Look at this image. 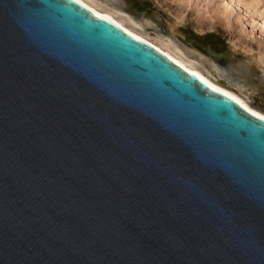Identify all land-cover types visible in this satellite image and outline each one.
Listing matches in <instances>:
<instances>
[{
  "label": "water",
  "instance_id": "obj_1",
  "mask_svg": "<svg viewBox=\"0 0 264 264\" xmlns=\"http://www.w3.org/2000/svg\"><path fill=\"white\" fill-rule=\"evenodd\" d=\"M0 264H264V119L77 0H0Z\"/></svg>",
  "mask_w": 264,
  "mask_h": 264
},
{
  "label": "rangeland",
  "instance_id": "obj_2",
  "mask_svg": "<svg viewBox=\"0 0 264 264\" xmlns=\"http://www.w3.org/2000/svg\"><path fill=\"white\" fill-rule=\"evenodd\" d=\"M95 1L126 17V25L132 19L128 27L151 41L176 45L187 61L264 113V0Z\"/></svg>",
  "mask_w": 264,
  "mask_h": 264
},
{
  "label": "bare ground",
  "instance_id": "obj_3",
  "mask_svg": "<svg viewBox=\"0 0 264 264\" xmlns=\"http://www.w3.org/2000/svg\"><path fill=\"white\" fill-rule=\"evenodd\" d=\"M79 3H81L82 5H84L86 8H88L89 10H91L93 13H95L96 15H99V16H101V17H104V18H106V19H109V20H111L113 23H115L116 25H118L120 28H122L124 31H126L127 33H129L130 35H132V36H134V37H136L137 39H139V40H141V41H143V42H145V43H147V44H149V45H151V46H153L154 48H156L157 50H159L160 52H162L163 54H165L168 58H170L171 60H173L175 63H177L179 66H181V67H183L184 69H186V70H188L189 72H192V73H195V74H197V75H199L203 80H205L211 87H213V88H215V89H217V90H220V91H222L223 93H225V94H227L228 96H230V97H232L233 99H235L236 101H238L244 108H246L248 111H250V112H252V113H255L257 116H259V117H262V116H264V113L263 112H261V111H258V110H256V109H254V108H252L249 104H248V102H246L240 95H238L237 93H235L234 91H232V90H230V89H228V88H226V87H224V86H222V85H220V84H218L216 81H214L211 77H209L208 75H206L205 73H203L201 70H199V68L197 67V65L195 64V62L194 61H192V62H194V63H192V62H190V60H188L187 61V59L186 58H184L183 56H181L180 54H178L177 52H176V50L175 49H178V48H176L177 46L175 45H173L175 48H171V46H170V44H164V43H162V42H160L161 44H157V43H155V42H153V41H151L150 40V38H147L146 36H144L143 34H141V33H138V32H136L135 30H133V28H132V25H131V28L130 27H128V26H130V23H131V21H132V19H131V21H130V23H128V25H126L125 24V21H126V17L123 19L122 17V19H119V18H117L118 16H116V15H118L117 13L116 14H114L115 12H111V11H113L112 9H111V11L109 10V11H106L107 9H100V7H102V6H100V5H96V3L98 2H96L95 0H77ZM106 1V0H105ZM113 1V0H112ZM123 1V0H122ZM121 1V2H122ZM96 2V3H95ZM103 2V1H102ZM110 2V1H109ZM119 2V1H118ZM232 3V5L234 6L235 4L233 3V2H231ZM98 4V3H97ZM112 4H114V3H112ZM121 3H119V5H120ZM117 5H118V3H117ZM103 8V7H102ZM115 11V10H114ZM119 17H120V15H119ZM127 21L129 22V20L127 19ZM176 23V22H175ZM174 23V24H175ZM132 24H134L135 25V23H132ZM177 24V23H176ZM176 24H175V26L172 24V26H171V32H174V31H176L177 30V27H176ZM178 25V24H177ZM136 28V27H135ZM179 29V28H178ZM177 35V34H176ZM157 39V38H156ZM175 42V41H174ZM186 42V41H185ZM171 43V42H170ZM173 43V42H172ZM184 43V42H183ZM187 43V42H186ZM189 45V44H188ZM189 48V47H188ZM194 49V48H193ZM189 51V50H188ZM192 52V51H191ZM198 52V51H197ZM194 53V52H193ZM199 53V52H198ZM197 54V53H196ZM201 55V54H200ZM187 57V56H186ZM208 63V62H207ZM200 67V66H199ZM220 67V66H219ZM204 68V67H203ZM216 69V68H215ZM212 74V73H211ZM218 75V74H217ZM221 77V76H220ZM228 77V76H227ZM222 78H223V76H222ZM239 80V79H238Z\"/></svg>",
  "mask_w": 264,
  "mask_h": 264
},
{
  "label": "snow or ice",
  "instance_id": "obj_4",
  "mask_svg": "<svg viewBox=\"0 0 264 264\" xmlns=\"http://www.w3.org/2000/svg\"><path fill=\"white\" fill-rule=\"evenodd\" d=\"M255 114V113H254ZM261 119H264V116L260 117Z\"/></svg>",
  "mask_w": 264,
  "mask_h": 264
}]
</instances>
